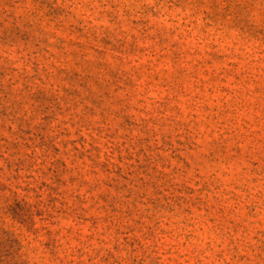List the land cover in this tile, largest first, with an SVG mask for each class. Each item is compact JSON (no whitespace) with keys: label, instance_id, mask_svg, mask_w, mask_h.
I'll return each instance as SVG.
<instances>
[{"label":"rangeland","instance_id":"obj_1","mask_svg":"<svg viewBox=\"0 0 264 264\" xmlns=\"http://www.w3.org/2000/svg\"><path fill=\"white\" fill-rule=\"evenodd\" d=\"M0 264H264V0H0Z\"/></svg>","mask_w":264,"mask_h":264}]
</instances>
